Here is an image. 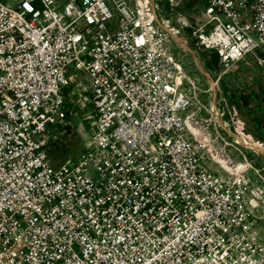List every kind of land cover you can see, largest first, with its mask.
<instances>
[{
    "label": "built area",
    "instance_id": "1",
    "mask_svg": "<svg viewBox=\"0 0 264 264\" xmlns=\"http://www.w3.org/2000/svg\"><path fill=\"white\" fill-rule=\"evenodd\" d=\"M247 56L264 0H0V264H264V153L218 85ZM72 92L86 153L55 167L37 137Z\"/></svg>",
    "mask_w": 264,
    "mask_h": 264
},
{
    "label": "rangeland",
    "instance_id": "2",
    "mask_svg": "<svg viewBox=\"0 0 264 264\" xmlns=\"http://www.w3.org/2000/svg\"><path fill=\"white\" fill-rule=\"evenodd\" d=\"M10 4L14 3V0H1ZM157 3L161 8L166 10L167 0H157ZM198 7H200L198 5ZM186 15L187 18H191L193 12L191 10H185L183 6L176 9L175 14ZM174 14V15H175ZM173 15V17H174ZM197 15V14H196ZM189 16V17H188ZM190 20V19H189ZM175 25V23L173 22ZM187 35V33H185ZM190 40H189V39ZM190 35H187L189 44L187 48L190 52H186L183 60L185 61V71L192 78L196 79V84L202 89L208 87V83L220 77L223 68L212 63L213 56L205 51L199 50L193 45V40ZM184 55L183 52L180 56ZM240 68L247 71L250 75L255 73L260 74L262 68L257 67L247 56L239 64ZM264 70V69H262ZM75 78H78L76 76ZM68 79L72 80L68 74ZM195 80V81H196ZM245 78L238 75L237 69H231L223 75L219 80L220 90L224 92L228 102L232 105H236V97L238 91H243V83ZM226 83L227 88L225 89L223 84ZM63 91L67 95L69 89L63 88ZM229 92V95H226ZM243 96V95H242ZM199 98L202 102L206 101V94H200ZM243 98V97H242ZM67 101L69 102L63 109V112L59 116H54L55 120L53 124L49 125L47 131L37 137V139L44 138L47 142L46 152L53 166L57 167L63 164L66 160H71L72 163L76 164L81 161L82 155H85V142L89 138L90 133V113L89 102L83 98H80L76 92H72L68 95ZM232 114L237 115L235 108L232 106ZM244 133V132H243ZM247 135V133H246ZM248 155V154H247ZM260 164L264 163L262 157L256 159ZM92 176H95L92 172Z\"/></svg>",
    "mask_w": 264,
    "mask_h": 264
},
{
    "label": "crops",
    "instance_id": "3",
    "mask_svg": "<svg viewBox=\"0 0 264 264\" xmlns=\"http://www.w3.org/2000/svg\"><path fill=\"white\" fill-rule=\"evenodd\" d=\"M248 57L254 63L252 57ZM242 61L234 65L232 69H237L238 75L245 78L243 91L242 93L238 91L236 105L229 103L228 99L227 103L230 108L233 106L236 110V116L240 122L239 129L245 135L247 133L250 139L264 147V70H262L264 68L260 71L261 75H258V73L250 75L240 68L239 64ZM223 86L225 89L227 88L226 83Z\"/></svg>",
    "mask_w": 264,
    "mask_h": 264
},
{
    "label": "trees",
    "instance_id": "4",
    "mask_svg": "<svg viewBox=\"0 0 264 264\" xmlns=\"http://www.w3.org/2000/svg\"><path fill=\"white\" fill-rule=\"evenodd\" d=\"M211 55L213 56V61H212V63H214V64H217L218 63V57H217V55L215 54V53H211ZM66 98V100H65V103H64V107L66 106V105H68V101H67V97H65ZM69 106V105H68ZM48 155H49V151H48Z\"/></svg>",
    "mask_w": 264,
    "mask_h": 264
},
{
    "label": "bare ground",
    "instance_id": "5",
    "mask_svg": "<svg viewBox=\"0 0 264 264\" xmlns=\"http://www.w3.org/2000/svg\"><path fill=\"white\" fill-rule=\"evenodd\" d=\"M255 147L264 153V147L258 144H256Z\"/></svg>",
    "mask_w": 264,
    "mask_h": 264
}]
</instances>
